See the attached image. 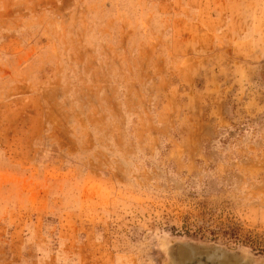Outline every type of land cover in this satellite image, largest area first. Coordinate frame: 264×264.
<instances>
[{"label": "rangeland", "instance_id": "374dc122", "mask_svg": "<svg viewBox=\"0 0 264 264\" xmlns=\"http://www.w3.org/2000/svg\"><path fill=\"white\" fill-rule=\"evenodd\" d=\"M264 0H0V264H264Z\"/></svg>", "mask_w": 264, "mask_h": 264}, {"label": "water", "instance_id": "95a60500", "mask_svg": "<svg viewBox=\"0 0 264 264\" xmlns=\"http://www.w3.org/2000/svg\"><path fill=\"white\" fill-rule=\"evenodd\" d=\"M169 264H251L235 251L217 244L174 241L167 247Z\"/></svg>", "mask_w": 264, "mask_h": 264}, {"label": "trees", "instance_id": "16d2710c", "mask_svg": "<svg viewBox=\"0 0 264 264\" xmlns=\"http://www.w3.org/2000/svg\"><path fill=\"white\" fill-rule=\"evenodd\" d=\"M261 77H262V79H263V81H264V69H263V71L261 72Z\"/></svg>", "mask_w": 264, "mask_h": 264}]
</instances>
